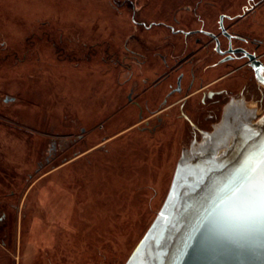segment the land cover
I'll return each instance as SVG.
<instances>
[{"label": "rangeland", "instance_id": "rangeland-1", "mask_svg": "<svg viewBox=\"0 0 264 264\" xmlns=\"http://www.w3.org/2000/svg\"><path fill=\"white\" fill-rule=\"evenodd\" d=\"M248 4L0 0V264H125L182 156L178 135L122 132L138 121L125 93L162 69L154 51L166 39L184 37L160 23L218 21Z\"/></svg>", "mask_w": 264, "mask_h": 264}, {"label": "flooded vegetation", "instance_id": "flooded-vegetation-1", "mask_svg": "<svg viewBox=\"0 0 264 264\" xmlns=\"http://www.w3.org/2000/svg\"><path fill=\"white\" fill-rule=\"evenodd\" d=\"M221 10L218 21L188 27L159 24L184 37L175 43L166 39L154 51L162 69L125 93L123 113L138 121L122 132L137 128L152 136L178 135L181 156L214 132L227 114L232 121L250 123L264 115V22L257 16L264 15V0H249L240 11ZM139 60L144 64V58ZM170 143L163 146V158L176 157L177 143Z\"/></svg>", "mask_w": 264, "mask_h": 264}, {"label": "water", "instance_id": "water-1", "mask_svg": "<svg viewBox=\"0 0 264 264\" xmlns=\"http://www.w3.org/2000/svg\"><path fill=\"white\" fill-rule=\"evenodd\" d=\"M227 115L221 129L184 151L162 208L125 264H264V218L224 234L205 219L219 188L253 167L264 172V115L252 123Z\"/></svg>", "mask_w": 264, "mask_h": 264}, {"label": "clouds", "instance_id": "clouds-1", "mask_svg": "<svg viewBox=\"0 0 264 264\" xmlns=\"http://www.w3.org/2000/svg\"><path fill=\"white\" fill-rule=\"evenodd\" d=\"M264 218V172L253 167L246 177L219 188L208 205L205 219L224 234Z\"/></svg>", "mask_w": 264, "mask_h": 264}, {"label": "bare ground", "instance_id": "bare-ground-1", "mask_svg": "<svg viewBox=\"0 0 264 264\" xmlns=\"http://www.w3.org/2000/svg\"><path fill=\"white\" fill-rule=\"evenodd\" d=\"M225 123V122H224ZM224 124H221V126H220V129H221V127L223 126ZM220 129H219V132H220Z\"/></svg>", "mask_w": 264, "mask_h": 264}]
</instances>
